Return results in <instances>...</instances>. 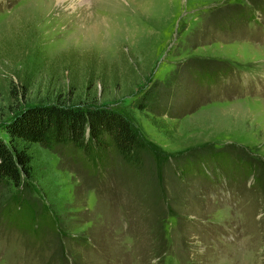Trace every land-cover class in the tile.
Returning <instances> with one entry per match:
<instances>
[{
  "label": "rangeland",
  "instance_id": "obj_1",
  "mask_svg": "<svg viewBox=\"0 0 264 264\" xmlns=\"http://www.w3.org/2000/svg\"><path fill=\"white\" fill-rule=\"evenodd\" d=\"M41 103L117 110L147 151L34 146L0 264H264V0H0V129Z\"/></svg>",
  "mask_w": 264,
  "mask_h": 264
},
{
  "label": "trees",
  "instance_id": "obj_2",
  "mask_svg": "<svg viewBox=\"0 0 264 264\" xmlns=\"http://www.w3.org/2000/svg\"><path fill=\"white\" fill-rule=\"evenodd\" d=\"M34 146L49 151L73 149L99 166L107 165L113 155L136 169L141 168L142 154L147 151L130 120L117 110L57 103L31 105L16 111L1 126L0 183L20 187L32 179ZM17 201L25 202L19 198L13 202Z\"/></svg>",
  "mask_w": 264,
  "mask_h": 264
},
{
  "label": "bare ground",
  "instance_id": "obj_3",
  "mask_svg": "<svg viewBox=\"0 0 264 264\" xmlns=\"http://www.w3.org/2000/svg\"><path fill=\"white\" fill-rule=\"evenodd\" d=\"M103 1H105V0H92L93 8H94L95 5L100 4V3H103ZM93 10L95 11V9H93ZM96 12H98V11H96ZM98 25H100V21L90 19L87 22V25L86 26H84V24H83L84 27H82L83 30L80 31V34L83 35V34H86L85 32H87L89 34L88 37H87V40H89L88 38H90V34L95 33L94 30H96V31L98 30V28H99ZM84 30H85V32H83Z\"/></svg>",
  "mask_w": 264,
  "mask_h": 264
}]
</instances>
